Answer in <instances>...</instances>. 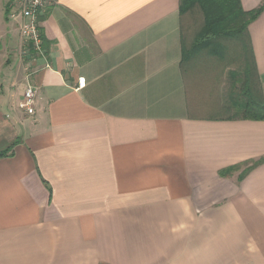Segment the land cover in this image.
I'll use <instances>...</instances> for the list:
<instances>
[{"label": "crops", "instance_id": "obj_1", "mask_svg": "<svg viewBox=\"0 0 264 264\" xmlns=\"http://www.w3.org/2000/svg\"><path fill=\"white\" fill-rule=\"evenodd\" d=\"M7 2L0 264H264V162L245 173L264 121L237 111L230 57L181 64L179 0H51L43 53L24 65ZM247 31L264 102V10ZM29 85L33 115L18 108Z\"/></svg>", "mask_w": 264, "mask_h": 264}, {"label": "trees", "instance_id": "obj_2", "mask_svg": "<svg viewBox=\"0 0 264 264\" xmlns=\"http://www.w3.org/2000/svg\"><path fill=\"white\" fill-rule=\"evenodd\" d=\"M14 0H8L5 14L9 13ZM264 3L257 9L244 11L240 0H179V16L181 17V64L184 60L206 52L208 55L226 60L231 58L230 64L237 65L236 70L230 72L235 78H242L239 91L242 103L236 99V109L244 119L264 121V102L258 101L251 94L253 88V55L250 47L248 26L263 12ZM198 13L201 22L190 39L185 35L183 20ZM42 34V31L40 29ZM42 36V35H41ZM42 48L44 45L42 42ZM32 51V50H31ZM32 55H35L34 52ZM14 146V145H13ZM12 147L0 152V158L11 153ZM264 162V158L252 163L245 173L252 167ZM239 166L221 171V176L237 170ZM244 173V174H245Z\"/></svg>", "mask_w": 264, "mask_h": 264}, {"label": "built area", "instance_id": "obj_3", "mask_svg": "<svg viewBox=\"0 0 264 264\" xmlns=\"http://www.w3.org/2000/svg\"><path fill=\"white\" fill-rule=\"evenodd\" d=\"M51 0H16V8L20 10L22 22L20 37L28 46V53L34 57L43 53L42 36L40 32V14L49 6ZM32 50V51H31ZM84 84L83 79L78 80V87ZM37 90L34 86H27L18 103V108L27 115L34 114V103Z\"/></svg>", "mask_w": 264, "mask_h": 264}, {"label": "rangeland", "instance_id": "obj_4", "mask_svg": "<svg viewBox=\"0 0 264 264\" xmlns=\"http://www.w3.org/2000/svg\"><path fill=\"white\" fill-rule=\"evenodd\" d=\"M16 7V2L12 3L11 9ZM200 22H201V18L199 16L198 13L194 14L193 17L188 18V19H184L183 20V29L185 31V35L187 36L188 39H190L192 37V35L194 34V32L196 31V29L200 26ZM21 49L19 51V57L21 59V64H26L27 61H29L30 59H33L34 56L31 55L30 53H28V46L26 45L25 42H23L21 40ZM236 67L234 65H229L228 70H233ZM223 83L228 84V80L225 77ZM228 88V87H227ZM225 90H227L225 88Z\"/></svg>", "mask_w": 264, "mask_h": 264}]
</instances>
